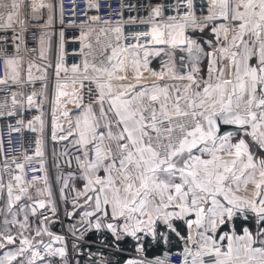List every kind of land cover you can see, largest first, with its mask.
<instances>
[{
  "label": "snow or ice",
  "instance_id": "obj_1",
  "mask_svg": "<svg viewBox=\"0 0 264 264\" xmlns=\"http://www.w3.org/2000/svg\"><path fill=\"white\" fill-rule=\"evenodd\" d=\"M56 7L0 0V91L21 89L0 117L41 134L33 156L0 169V264H77L89 234L117 256L136 252L122 262L89 252L93 264H264V0H122L120 19L85 11L70 23L71 51L61 29L53 58ZM37 81L39 91L22 90ZM50 83V139L73 169L60 190L79 216L71 239L41 211H57L47 170L33 166L43 111L17 116L41 109Z\"/></svg>",
  "mask_w": 264,
  "mask_h": 264
},
{
  "label": "built area",
  "instance_id": "obj_2",
  "mask_svg": "<svg viewBox=\"0 0 264 264\" xmlns=\"http://www.w3.org/2000/svg\"><path fill=\"white\" fill-rule=\"evenodd\" d=\"M46 2H49V0H46ZM51 3H53L54 5H56V13H55V18L53 21V25L52 28L49 30V35H51L52 38V46H53V58H54V54H55V48H56V44L58 41V33L61 29L64 30L65 32V40H66V51H71L74 48L77 47L76 44L71 43L70 42V38L74 37V36H78L79 35V30L76 29H72L69 28L68 25L70 23H80L81 21L85 20L86 17L84 16V12L87 11L89 16L92 15H100L104 18H111L113 20L116 19H120V15L119 12L121 11V3L122 0H100V4H101V8L99 13L96 12L95 9L92 10H88L86 9V0H50ZM124 3H128V4H135L136 0H123ZM62 4L63 6V13H64V25H61L59 23V8L60 5ZM137 13L132 11H128V10H124V18H127L130 15H136ZM45 17L47 16V11L45 10L44 12ZM33 24L30 22L29 23V28H32ZM27 40L29 41V46L30 47H35L36 46V42H35V37L31 34H29L27 36ZM74 62V58L73 57H69L68 58V63H72ZM0 69H2V64H0ZM2 74V73H0ZM50 79H51V74H50ZM5 86H0V88H4ZM49 87L52 89L53 85L50 83ZM41 88V83L39 81H37L35 83L34 86H25L24 89H22L25 92H30L32 90H37L39 91ZM21 89H17L15 87H13L10 90H5V91H0V104H3L5 101V98H8V106L11 107V92L12 91H19ZM53 96V92L51 90V97ZM49 112H50V108L52 107V103L50 102L49 105ZM46 107V101L42 102L41 105V109H37L34 112H29V111H21L22 113L19 112V109L17 110V116L19 118H22L25 120V122H27L28 120H34L35 117L37 115L41 114V110L44 111V108ZM48 112V113H49ZM48 115V114H47ZM44 120L46 118V120H48V122H46V129H47V138L49 142H55L52 141L50 139V126H51V116H47L43 113V117ZM11 124L14 127H21V131L20 132H9V128L8 125ZM37 127H39V125H36ZM41 136V134L37 131V132H33V131H29V133L26 131V127L24 126H20L16 124V117H0V141H2V144H0V169L3 168V161L5 159H7L8 161H11L12 158H17L19 160H22L24 155H29V156H33L34 152H35V141L37 139H39ZM57 143V142H55ZM59 143V142H58ZM36 159H42L43 163H36L35 160L33 161V166L37 167L38 169H46L47 170V175H48V179H49V170H48V159L43 156L42 158H36ZM29 175H31V173H29ZM36 175H40L43 176L44 172L43 171H38L36 173ZM7 178V176L5 175V179ZM52 202L55 204L56 206V213L53 214L50 211V208H45L41 211L45 212L52 220V222H56V221H60V229L59 231H55L52 229L51 230L53 232H55L56 234L59 235H64L66 237V239H71V232H68L66 229V225H65V221L63 219L62 216V212L61 209L58 208V203L55 201V199L53 198V196L51 197ZM39 216V214H38ZM103 243L104 241L101 240L100 241H92V240H87L85 239V243L83 245H81V249L83 253H88L90 251V248H101V249H105L103 247ZM173 251H176L173 250ZM148 254V253H147ZM136 255V252L134 251V249L132 251H127L125 250L120 256H121V262L125 259L128 258H132ZM155 255H161V253L158 254H153V255H149L148 256L151 258ZM175 259V258H174Z\"/></svg>",
  "mask_w": 264,
  "mask_h": 264
},
{
  "label": "crops",
  "instance_id": "obj_3",
  "mask_svg": "<svg viewBox=\"0 0 264 264\" xmlns=\"http://www.w3.org/2000/svg\"><path fill=\"white\" fill-rule=\"evenodd\" d=\"M45 108H44L43 113L48 114V115L45 114L47 116V119H48V116H51V114H50L51 112H49L48 109L46 111ZM27 110L28 109L23 110V111H27ZM50 110H51V108H50ZM34 111H36L35 107H33V112ZM20 113H22V112H20ZM51 119H52V117H51ZM45 120H46V118H45ZM46 122H48V120H46ZM51 148H52L51 153L54 155V159H53V166L52 165L50 166V170L52 171L53 169H55L56 171H55V174H53V171L49 172V184L51 186L52 196H53V198L55 197V201L58 203V208L61 209V212H62L61 217H63V219L65 221L66 229L68 232H71L68 225L72 228V225L75 224L79 220V216L78 215H76V216H69L68 215L69 212L73 211L72 204H71L72 194L68 190H65L64 193H61L60 190L63 187V178H66L68 176V173L70 171H73V169L68 168L63 162L64 157L61 155V153L63 151V145L62 146H53V143H52ZM50 176H52L53 179L55 177L60 183V185L57 189L58 195H57V193L54 194L53 185H51V183H50ZM70 183H71V181H70ZM77 187H79V184H77ZM64 196H67V200L64 199ZM1 219H3L2 216H0V220ZM37 219L39 220V216H37ZM34 222H36V221H34ZM58 222H57V225L61 224L60 221H58ZM92 238H94L93 240H96L95 238H97V240L98 239L101 240V237L98 234H95L94 236H93V234H89L88 236L85 237V239H87V240L92 239ZM89 252L97 253V254L103 253L104 256H106L109 261H111L113 259V258L110 259V257L107 255L110 252L102 251V250H99L97 248H90ZM88 253H83V255H75L74 260L77 262V264H93L94 261H97L99 259L98 255L97 256H89ZM114 257L117 259L116 255H114ZM113 261H116V260L113 259Z\"/></svg>",
  "mask_w": 264,
  "mask_h": 264
},
{
  "label": "rangeland",
  "instance_id": "obj_4",
  "mask_svg": "<svg viewBox=\"0 0 264 264\" xmlns=\"http://www.w3.org/2000/svg\"><path fill=\"white\" fill-rule=\"evenodd\" d=\"M54 97L52 96L51 97V88L49 87V90H48V100L46 101V108H45V110L47 111V109L49 110V103L52 101V99H53ZM52 108V107H51ZM26 109H28L27 111H29V112H33V108H27V107H25L24 109H19V112H21V111H23V110H26ZM50 112H51V110H50ZM45 114H47V113H45ZM53 143V146H62L63 145V143L62 142H57V143H55V142H49L48 141V138H47V129H45V146H44V156L48 159V162H47V164H48V170L50 171V166L52 165L53 166V159H54V155L51 153V150H52V148H51V144ZM56 144V145H55ZM50 183H51V185H53V190H54V194L55 193H57V195H58V191H57V189H58V187H59V185H60V183H59V181L54 177V179L52 178V176H50ZM54 199H55V197H54ZM2 220V219H1ZM34 221H36V222H33V226H35V224L36 223H38V219L37 218H34ZM57 222L58 221H56V222H52L51 223V227L54 225V226H56L57 227ZM59 223V222H58ZM68 227H69V229L71 230V227L68 225ZM97 249H99V250H102V251H106V252H109L108 250H106V249H101V248H97ZM111 253V252H110Z\"/></svg>",
  "mask_w": 264,
  "mask_h": 264
},
{
  "label": "trees",
  "instance_id": "obj_5",
  "mask_svg": "<svg viewBox=\"0 0 264 264\" xmlns=\"http://www.w3.org/2000/svg\"><path fill=\"white\" fill-rule=\"evenodd\" d=\"M50 171H51V170H50ZM52 171H53V174H55V171H56V170L53 169ZM52 171H51V172H52ZM59 226H60V224L57 225V227L53 225V226H52V229L55 230V231H59V229H60ZM94 235H95V234H93V236H94ZM93 239H94V238L89 239V240H92V241H100V239L97 240V238H95L96 240H93ZM124 247H125V250H127V251H132V250H133V247H132L131 244L125 245ZM173 250H175V249H173ZM158 253H160V252H158V251H153V250H151V249H150V251L148 252V254H149L150 256L153 255V254H158ZM107 255L110 257V259L113 258V259L116 260V261H117V260L121 261V256H120V255H119V256L116 255V256H117V259L114 257L115 254H113V253H112V254H111V253H108ZM113 259H112L111 261H113Z\"/></svg>",
  "mask_w": 264,
  "mask_h": 264
},
{
  "label": "water",
  "instance_id": "obj_6",
  "mask_svg": "<svg viewBox=\"0 0 264 264\" xmlns=\"http://www.w3.org/2000/svg\"><path fill=\"white\" fill-rule=\"evenodd\" d=\"M26 131L29 133L30 129H28V128L26 127Z\"/></svg>",
  "mask_w": 264,
  "mask_h": 264
}]
</instances>
